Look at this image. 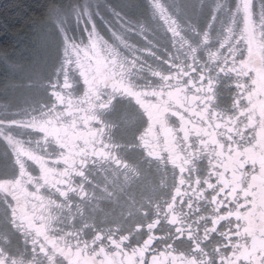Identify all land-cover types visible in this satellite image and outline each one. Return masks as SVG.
<instances>
[{
    "label": "flooded vegetation",
    "instance_id": "af4514ba",
    "mask_svg": "<svg viewBox=\"0 0 264 264\" xmlns=\"http://www.w3.org/2000/svg\"><path fill=\"white\" fill-rule=\"evenodd\" d=\"M161 53L170 84L125 83L96 53L27 112L0 169V264H264L261 68L205 102Z\"/></svg>",
    "mask_w": 264,
    "mask_h": 264
},
{
    "label": "rangeland",
    "instance_id": "374dc122",
    "mask_svg": "<svg viewBox=\"0 0 264 264\" xmlns=\"http://www.w3.org/2000/svg\"><path fill=\"white\" fill-rule=\"evenodd\" d=\"M46 18L6 59L0 169L18 163L17 134L26 128L27 112L51 97L65 100L72 78L93 73L96 53L111 59L108 71L117 79L159 87L170 84L172 75L153 65L168 51L171 59L190 66L185 74H193L186 81L194 80L204 99L213 98L215 85H226L237 96L240 87L253 85L252 69L261 68L264 78V0H79L54 8ZM110 30L120 47L131 51L130 59L104 46L101 33ZM85 35L88 46L80 43ZM191 60L201 72L197 79ZM133 65L135 76L129 74Z\"/></svg>",
    "mask_w": 264,
    "mask_h": 264
},
{
    "label": "trees",
    "instance_id": "16d2710c",
    "mask_svg": "<svg viewBox=\"0 0 264 264\" xmlns=\"http://www.w3.org/2000/svg\"><path fill=\"white\" fill-rule=\"evenodd\" d=\"M79 0H0V84L7 74L10 53L26 43L35 28L55 8Z\"/></svg>",
    "mask_w": 264,
    "mask_h": 264
},
{
    "label": "clouds",
    "instance_id": "9594fccd",
    "mask_svg": "<svg viewBox=\"0 0 264 264\" xmlns=\"http://www.w3.org/2000/svg\"><path fill=\"white\" fill-rule=\"evenodd\" d=\"M101 35L103 36L104 46H111V47L115 48L122 60L130 59L131 51L127 50V49H122L120 47L118 41L112 36L111 30L109 31V33L107 35H104L103 33H101ZM80 43H82L84 46L89 45L90 41H89L87 35L80 38ZM133 67H134V65L130 66L129 74L132 76H135V72L132 70ZM4 147L6 149H9V145H7V144H5Z\"/></svg>",
    "mask_w": 264,
    "mask_h": 264
}]
</instances>
